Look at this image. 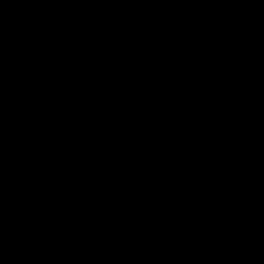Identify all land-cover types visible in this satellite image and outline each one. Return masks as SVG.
Segmentation results:
<instances>
[{
	"label": "water",
	"instance_id": "water-1",
	"mask_svg": "<svg viewBox=\"0 0 264 264\" xmlns=\"http://www.w3.org/2000/svg\"><path fill=\"white\" fill-rule=\"evenodd\" d=\"M0 264H264V0H0Z\"/></svg>",
	"mask_w": 264,
	"mask_h": 264
}]
</instances>
